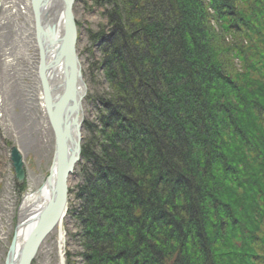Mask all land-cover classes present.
I'll list each match as a JSON object with an SVG mask.
<instances>
[{"label":"trees","instance_id":"1","mask_svg":"<svg viewBox=\"0 0 264 264\" xmlns=\"http://www.w3.org/2000/svg\"><path fill=\"white\" fill-rule=\"evenodd\" d=\"M97 1L110 92L66 264H264V0Z\"/></svg>","mask_w":264,"mask_h":264},{"label":"rangeland","instance_id":"2","mask_svg":"<svg viewBox=\"0 0 264 264\" xmlns=\"http://www.w3.org/2000/svg\"><path fill=\"white\" fill-rule=\"evenodd\" d=\"M103 11L97 0H75L77 51L87 84L82 145L90 140L85 124L99 123L101 100L110 92L97 36L107 23ZM33 18L28 0H0V264H5L22 195L30 183L34 187L42 184L54 147V134L43 107L38 77L39 55ZM14 146L20 149L24 160L25 174L20 183L11 160ZM79 164L69 179L68 208L62 222L65 261L68 252L80 260L78 252L82 251L74 235L78 229L75 209L81 203L78 192L84 183L82 167L86 163L81 160ZM60 230V226L56 227L43 241L32 264H60Z\"/></svg>","mask_w":264,"mask_h":264},{"label":"water","instance_id":"3","mask_svg":"<svg viewBox=\"0 0 264 264\" xmlns=\"http://www.w3.org/2000/svg\"><path fill=\"white\" fill-rule=\"evenodd\" d=\"M42 1L37 7V0H32L35 39L39 55L38 77L42 90L43 107L54 134L57 176L51 198L40 215L38 224L31 237L18 258L12 262V253L16 244V236H13L5 264H32L43 241L56 227L61 226L68 208L69 179L82 159V134L77 137L73 133L68 117L63 112V106L58 104L57 90L50 79L52 69L58 64L55 54L54 56L50 55L56 42V27L53 23L55 14L51 12V16L49 13L43 15L46 7L43 6ZM55 4L56 6L62 5L64 11L67 55L63 69L67 74L71 67L77 64L79 57L77 51L78 28L74 13L75 0H56ZM11 160L16 178L20 183L24 179L25 174L24 160L20 149L16 146L11 149Z\"/></svg>","mask_w":264,"mask_h":264},{"label":"bare ground","instance_id":"4","mask_svg":"<svg viewBox=\"0 0 264 264\" xmlns=\"http://www.w3.org/2000/svg\"><path fill=\"white\" fill-rule=\"evenodd\" d=\"M56 0H43L42 4L45 6V11L43 15L51 12L54 15V26L55 31V46L51 50L50 55L56 56L57 65L52 69L50 73V79L52 85L57 90V100L58 104L63 106V112L68 117L69 123L73 130V133L78 137L81 130L83 122V102L87 93V84L84 79L82 64L80 58L78 57L77 64L71 67L67 74L64 72L63 64L67 55V33L65 26V17L63 6H56ZM41 0H37L36 6L39 7ZM29 7L32 11V16L34 17L32 0H28ZM34 20V18H33ZM35 25V20H34ZM35 27V26H34ZM50 56V58H52ZM48 174L40 186L34 187L30 183L29 187L24 191L22 199L20 201L17 217L18 222L15 228L13 236H16V244L14 251L12 253V262L18 258L25 244L31 237L35 227L38 224L39 217L45 209L46 204L49 202L53 186L57 176V166L55 159V149L53 147L52 159L50 166L48 168ZM59 234V245H60V264H66L65 255L63 251V238L64 232L62 229Z\"/></svg>","mask_w":264,"mask_h":264}]
</instances>
